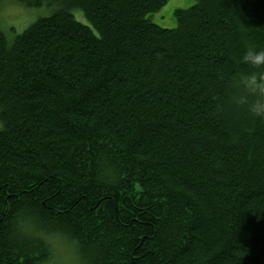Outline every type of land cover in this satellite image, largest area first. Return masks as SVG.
<instances>
[{
	"label": "trees",
	"instance_id": "obj_1",
	"mask_svg": "<svg viewBox=\"0 0 264 264\" xmlns=\"http://www.w3.org/2000/svg\"><path fill=\"white\" fill-rule=\"evenodd\" d=\"M19 1L52 13L0 30V264H264V0Z\"/></svg>",
	"mask_w": 264,
	"mask_h": 264
},
{
	"label": "rangeland",
	"instance_id": "obj_2",
	"mask_svg": "<svg viewBox=\"0 0 264 264\" xmlns=\"http://www.w3.org/2000/svg\"><path fill=\"white\" fill-rule=\"evenodd\" d=\"M196 4V0H169L157 13L151 15L152 20L165 28L177 26L175 11L187 9ZM77 20L89 24L80 9L72 10ZM52 13L48 6H29L19 0H2L0 3V30L4 32L9 42L22 33L30 24L41 16ZM2 123L0 122V129ZM52 257L44 264H81L77 248L62 238L51 240Z\"/></svg>",
	"mask_w": 264,
	"mask_h": 264
},
{
	"label": "clouds",
	"instance_id": "obj_3",
	"mask_svg": "<svg viewBox=\"0 0 264 264\" xmlns=\"http://www.w3.org/2000/svg\"><path fill=\"white\" fill-rule=\"evenodd\" d=\"M243 60L246 63H250L253 66H261L264 65V50L255 51L254 49H249ZM259 91L262 95H264V85H258ZM252 112L255 116L264 117V103H257L253 108Z\"/></svg>",
	"mask_w": 264,
	"mask_h": 264
}]
</instances>
